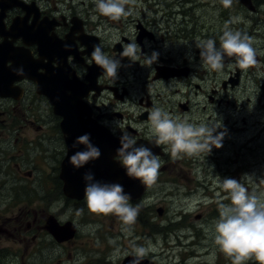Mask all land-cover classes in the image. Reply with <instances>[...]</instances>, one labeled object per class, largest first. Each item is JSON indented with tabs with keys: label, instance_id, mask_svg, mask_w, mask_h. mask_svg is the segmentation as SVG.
I'll list each match as a JSON object with an SVG mask.
<instances>
[{
	"label": "flooded vegetation",
	"instance_id": "flooded-vegetation-1",
	"mask_svg": "<svg viewBox=\"0 0 264 264\" xmlns=\"http://www.w3.org/2000/svg\"><path fill=\"white\" fill-rule=\"evenodd\" d=\"M76 1L0 0V46L10 47L7 66L19 64V58L31 59L32 65L23 76L15 71L7 89L0 91V264H34L31 259L45 255L54 244L66 249L74 243L78 229L74 237L58 240L51 225L72 224L62 221L64 211L87 207L85 190L80 196L84 182L75 189V179L85 171L69 162L83 150L81 145L73 147L77 137L90 133L91 141L110 142L106 156L113 161V142L120 144L122 133L137 143L154 139L148 130L153 107L194 124H218L217 133H228L231 92L238 90L245 68L227 57L219 72L203 68L195 42L214 39L219 46L225 27L216 25L210 35L197 23L190 26L188 12H177L176 17L169 12L159 20L162 12L129 5L130 15L112 20L91 0ZM178 16L184 20L178 22ZM105 19L112 21L110 26H103ZM29 28L47 33L53 53L42 51V37L22 35ZM131 41L142 49L136 62L119 55L122 45ZM95 45L121 60L116 80L92 61ZM153 52L159 53L157 62L143 65L144 55ZM39 77L48 82L46 94ZM167 148L161 145L155 151L162 164L159 172L169 170L172 176L179 161L170 160ZM178 173L186 180L181 170ZM167 182L174 183H162Z\"/></svg>",
	"mask_w": 264,
	"mask_h": 264
},
{
	"label": "rangeland",
	"instance_id": "rangeland-1",
	"mask_svg": "<svg viewBox=\"0 0 264 264\" xmlns=\"http://www.w3.org/2000/svg\"><path fill=\"white\" fill-rule=\"evenodd\" d=\"M252 1L254 11L238 0H232L229 8L221 0H147L143 3L131 0L127 4L138 10L160 11L159 20L169 12L175 13V17L177 12H188L190 26L197 23L203 27L202 32L210 35L216 33V25L225 27L226 22L236 18L228 26L254 38L259 60L253 68L244 69L238 90L231 92L230 123L222 147H213L208 155L192 156L193 160L186 155L185 161L177 159V173L172 176L169 170L159 172L156 183L142 197L130 200L133 206L140 205L130 234L123 231L125 226L113 214L105 216L91 213L85 206H70L64 211L62 221L70 220L77 227L79 234L74 243L66 249L54 244L45 255L39 253L32 258L34 264H123L133 245L149 244L154 250L145 258L156 264H233L232 258L222 253L213 240L219 204L230 203L226 199L228 193L219 187V179L240 180L249 192L264 193V0ZM182 20L177 17L178 22ZM110 23L111 20L105 19L103 26L108 27ZM180 170L186 180L180 177ZM163 181L174 183L163 184ZM59 206L63 209V205ZM80 209L83 211L78 215ZM110 240L115 241L113 246ZM117 248L120 255L113 261L111 257ZM242 264L258 262L252 257Z\"/></svg>",
	"mask_w": 264,
	"mask_h": 264
},
{
	"label": "clouds",
	"instance_id": "clouds-1",
	"mask_svg": "<svg viewBox=\"0 0 264 264\" xmlns=\"http://www.w3.org/2000/svg\"><path fill=\"white\" fill-rule=\"evenodd\" d=\"M131 0H94L96 10L112 20H119L122 16L131 14L125 5ZM225 8L232 5V0H221ZM236 22L233 18L226 22L222 35L219 37V46L216 40L197 38L196 47L200 50L202 67L210 71H221L224 68L225 57L234 59L240 68H248L257 63V52L254 48V38L247 33L230 28L228 25ZM67 47V46H66ZM121 59L128 58L139 61L141 47L134 41L122 45ZM142 63L145 66L157 62L159 53L151 56L144 55ZM95 65L103 69V74L113 80L118 78V70L122 66L121 60L109 57L100 45H95L91 53ZM17 75H24L21 67L16 70ZM149 134L154 137L151 141L156 147L167 145L173 160L183 159L184 156H197L200 153L210 154L213 147H222L224 133H217L218 124L189 122L185 117H172L160 107H153L148 113ZM120 147L115 159L126 170V175L139 180L145 186L156 183L161 168L160 157L152 149L143 144L138 145L134 136L122 133L119 137ZM83 145V150L76 151L70 157V164L79 169L90 161L101 157L100 149L91 141V134L85 133L76 138L73 147ZM86 181L85 200L91 213L113 214L125 226L123 231L130 234L131 226L135 224L140 205L130 203L131 195L127 194L119 183H102L95 179L92 172L84 175ZM219 187L228 196L230 203L219 204V218L213 225V240L219 250L227 257L232 258L233 264H242L243 261L255 257L258 264H264V193L249 192L240 180L220 178ZM82 209L77 214L82 213ZM115 244L114 240L109 241ZM148 246L133 245L130 253L133 258L130 264H141L144 258L153 251ZM120 255L117 248L111 259L115 261Z\"/></svg>",
	"mask_w": 264,
	"mask_h": 264
},
{
	"label": "water",
	"instance_id": "water-1",
	"mask_svg": "<svg viewBox=\"0 0 264 264\" xmlns=\"http://www.w3.org/2000/svg\"><path fill=\"white\" fill-rule=\"evenodd\" d=\"M238 1L242 5L247 7L249 10H251V11L255 10V7L252 3V0H238ZM12 32L13 31H11V33ZM37 32L38 31H34V30H31V28H29V29H27V31H22V35L23 36L25 35L28 38H33V37H37V36H39V38L42 37V40H43L42 44L44 43L43 47H42V51L44 53H47V54L53 53L54 50L49 48V44L52 43V40H49L51 38L48 37L47 33H45V36H44L41 34L42 31L38 32V33ZM40 40H41V38H40ZM49 51H51V52H49ZM9 52H10V47L8 44H3L0 46V91H4L7 89L6 86L11 83L10 81L13 78V76L15 75V71L17 69L22 67L23 69H26L27 71L31 72V66L32 65L29 63V61L31 60L29 58H19V64L16 63V64H13L11 66H7V63L9 60V58L7 56H8ZM2 62H3V64H2ZM9 78H10V81H9ZM38 80H39V85H40L41 91L46 94L47 93L46 90L48 89L47 80H44L42 78H40ZM92 143L100 149L102 155L99 159L90 161L88 164H86L84 167H82L81 170L82 171L84 170L85 173H87L89 171L92 172L95 176V179L102 182V183H112L113 182V183L121 184L124 187L125 192L127 194L131 195V198L136 199V198L141 197L145 191L146 186L143 185L139 180H134V179L129 178L126 175V170L119 164V162L117 160H114V157L117 154V149L120 147V144H117V142H113V161H111V162H113V163H111L113 165V168H112L113 174L109 175V171H108L109 167L107 166V171H106V169H105L106 162L103 160V158H105L106 160L108 159V161H109V158H107V156H106L107 147H105V146L110 145V142L92 141ZM137 144L138 145L143 144L146 147L151 148L154 154L157 153L154 151L155 145L153 143L148 144V143H144V142H139ZM81 146L84 147L83 145H81ZM104 162H105V164H104ZM110 171H111V169H110ZM75 181H76L75 182V184H76L75 189H80V188H77V186L78 187L81 186L82 183L85 181L84 180V174H82V177L80 179H75ZM85 186H86V181H85ZM85 186H84V189L81 190L82 192H81L80 196L81 195L83 196L82 193L85 190ZM76 191H77V193H74V194L78 195L80 193V192L78 193V191H80V190H76ZM159 212L161 214L163 212V210L160 209ZM51 233L58 240H62V239L68 238L69 236L72 237L74 234V231H73V227L71 224L66 225L65 227H61V228L57 227L56 224H53L51 227ZM132 259L133 258L131 256L126 258L124 260L123 264H130V261ZM141 264H152V262L143 260L141 262Z\"/></svg>",
	"mask_w": 264,
	"mask_h": 264
},
{
	"label": "bare ground",
	"instance_id": "bare-ground-1",
	"mask_svg": "<svg viewBox=\"0 0 264 264\" xmlns=\"http://www.w3.org/2000/svg\"><path fill=\"white\" fill-rule=\"evenodd\" d=\"M107 158H109V157H107ZM103 160H104L106 163H108V165L105 164V169H106V171H107V166H108V167H109V170H108V171H109V173H110V167H111L112 164L110 163V161H108V159L106 160L105 158H103ZM105 162H104V163H105Z\"/></svg>",
	"mask_w": 264,
	"mask_h": 264
}]
</instances>
